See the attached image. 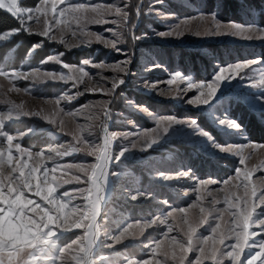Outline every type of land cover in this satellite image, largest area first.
I'll list each match as a JSON object with an SVG mask.
<instances>
[{"label":"snow or ice","instance_id":"1","mask_svg":"<svg viewBox=\"0 0 264 264\" xmlns=\"http://www.w3.org/2000/svg\"><path fill=\"white\" fill-rule=\"evenodd\" d=\"M157 2L162 3V0H152L147 8H143L144 0H136L135 3L132 0H121L120 4L37 0L35 6L27 7L22 0H0V10L16 18L19 23L18 27L0 35V41L21 32L56 41L54 30L59 28L62 33L59 43L69 50L71 47L97 43L124 56L123 60L114 63H92L88 59L82 61L83 65H91L100 69L101 73H114L111 77L99 74L100 80L108 81V84L98 87L79 88V85L84 84V77L92 79L83 67L65 63L63 67L69 69L68 75L61 73L57 77L53 72L43 73L46 79L58 78L65 83L71 80L72 87L77 89L74 96L62 94L49 101L56 106L52 113L45 114L43 110L28 111L23 104L6 101L10 107L0 112V138H3L0 139V264H105L107 257L99 254L98 248L115 249L116 245L123 244L125 240L139 241L140 246L148 250L149 258L129 257L124 264H264V211H257L258 208L264 210V176L257 178L258 183H253L252 180L254 173L264 171V168L240 167L244 166L248 159L244 154L245 149H264V144L253 143L246 136L242 137L243 143H218L210 133L199 127L195 119L154 115L149 108L133 101H127V104L146 115L155 126L142 130L129 121L136 131L117 132L109 128L112 120L111 105L116 98L123 96L121 86L131 74L129 66L133 52H125L119 45L125 43L134 48L137 41L147 38V33L137 34L136 31V23L142 11L144 15L155 12L161 18L167 19L155 9L154 4ZM30 21L41 25V30L33 33L28 23ZM192 21L199 22L195 29L191 27ZM89 24H111L115 27L104 29L105 32L111 33L109 38L89 31ZM60 25H63V28H60ZM167 27V31L154 34L162 39H180L185 32H189L195 36H233L243 40L264 41V29L254 25H239L233 21L221 22L215 12L200 13ZM65 32L70 33L79 43L69 45L63 38ZM42 46V42L33 44L29 52ZM62 55L63 53L59 54ZM59 56L46 57L41 63L51 60L60 64ZM257 66L262 71L258 79H253L251 87L264 92V59L218 65L210 81L197 82L177 71L169 73L170 78L163 81L167 85L176 84L175 89L156 91V84L159 82L149 81H145L140 88L148 94L156 92L157 95L172 100H183L182 93L186 95L194 90L196 94L184 102L193 107L208 106L217 97L223 82L232 81L237 77L243 80L255 73ZM162 67L153 63L145 68V71ZM0 77L9 80V92H20L21 89L14 81L23 79L36 83L40 79V69H0ZM181 83L186 84V87L180 88ZM23 91L28 92L29 89L25 88ZM85 93H101L108 99L84 104L67 112L60 107L61 101L71 102L76 96ZM258 99L264 102V98ZM92 108L96 111L85 113V109ZM61 113L72 117L74 123L77 115H82L86 123H75L74 129L66 130L63 118L57 120ZM22 116H39L71 139L55 148L49 147L38 152L22 148L20 137L5 130L6 120H18ZM94 122L99 123L97 125ZM219 124L227 129L242 132L241 126L234 120L222 119ZM97 126L102 130V136L99 140L90 139L96 135L93 129ZM174 128L191 129L194 135L206 138L218 153L239 157L234 175L218 181L211 177H196L190 168H182L176 173H154L155 178L163 183L180 179L192 181L191 191L195 194V200L184 207L174 206L164 200L163 203L169 210L143 222L133 223L125 220L115 234L108 233L105 230V222L110 216V209L105 212H102V209L112 201L125 198L143 201L154 198L147 192L129 191L123 186L117 188L116 182L123 177L121 172L113 170L114 165L121 164L125 157L135 152L152 150L168 138ZM24 134H31V130L21 133L20 136ZM121 137L127 143L121 142L119 151H116L113 147L114 141ZM14 140L17 141L15 144ZM75 153H83L85 157H92V160L60 162ZM47 161H51L50 167L47 166ZM66 184H74L76 187L61 192L60 189ZM211 185L219 186L212 189ZM168 186L174 187L171 184ZM214 193H223V196ZM183 194L187 196L189 191L185 189ZM32 197H39V200ZM208 197H211V200ZM218 205L223 207H217ZM192 209L199 211L193 213ZM205 225V231L199 232ZM159 226L166 229L160 233L162 238L150 242L139 239L145 230ZM74 229L81 231L75 233L72 241L61 246L59 238ZM101 236L104 239H101ZM227 241L231 242L226 243ZM190 253H195L191 259Z\"/></svg>","mask_w":264,"mask_h":264},{"label":"rangeland","instance_id":"2","mask_svg":"<svg viewBox=\"0 0 264 264\" xmlns=\"http://www.w3.org/2000/svg\"><path fill=\"white\" fill-rule=\"evenodd\" d=\"M262 1L264 5V0ZM70 2L120 4L121 0H70ZM132 2L135 3L136 0H132ZM151 2L152 0H144L143 8H147L148 4ZM203 5L204 3L201 2L200 5L193 6L189 4L188 0H162V3H155V9L163 13L167 19L161 18V16H158L155 12H149V14L144 15L142 11L136 23V31L137 34L147 33V38L137 41L134 48H131L125 43L119 45L125 52H133V55L131 57L132 63L129 66L131 74L127 77L125 84L121 86L123 89V96L116 98L111 105L112 120L109 125L111 131H136V128L133 127V124L129 123V121L134 122V124L139 126L142 130L150 129L155 126L154 122L146 115L139 111H135L127 104V101H133L136 104L146 106L154 115H175L182 119H195L199 127L210 133L218 143L239 144L244 142L242 137L246 136L248 140L253 143L264 144L251 140L243 127H241V132L227 129L219 124V120L222 119H230L238 122L237 118L232 116L234 103H239L255 115L264 114V102L258 99L264 98V92L259 91L258 88L251 87L253 79H258L262 71L258 66L255 73H252L243 80L237 77L232 81L223 82L218 90L217 97L208 106L193 107L184 102L186 99L196 94L194 90L187 92L186 95L182 93L183 100H172L168 97L159 96L156 92L148 94L140 88L145 81H149L159 82L156 84V91L160 89H175L177 87L176 84L167 85L163 83V81L170 78L169 73L177 71L197 82L210 81L218 65L223 66L237 61L262 59L259 53L262 52L260 51V47L264 48V41L243 40L233 36H195L191 35L189 32H185V35L180 39H162L154 34L155 32L167 31V25L177 23L179 20L194 17L200 13H208L203 10ZM60 7H64V5H60ZM178 7L180 10L177 9ZM247 12H250L252 17L250 16L247 18L245 16L244 22L235 23L245 26L254 25L260 29H264V25H261L259 20H257L258 18H253L255 16V11L253 10L251 12L250 10ZM256 15H258V13H256ZM216 17L221 22H229L223 21L217 14ZM41 19H43V17H41ZM28 23L33 33H37L41 30V25L36 24L34 21ZM198 23V21H192L191 27L195 29ZM143 24L145 25L142 26ZM112 27H115V25L89 24L88 30L110 38L111 33L105 32L104 29ZM60 28H63V25H60ZM54 31L57 37L56 41L47 40L45 37L36 34L29 35L27 32H21L10 36L5 41H0L1 46L14 38L15 41H17L19 35H22L27 38L32 37L36 39V43H43V46L37 48L35 51L31 53L27 51L23 59L19 57L15 59L16 49L22 45L18 43L14 50L9 51L6 56L0 60V69L4 70L16 69L29 71L36 68L40 69V79L36 83H33L31 80L23 79L14 81L16 86L21 89L20 92H9L8 89L11 87L9 80L0 77V112H4L10 107L6 101H11L15 104H23L25 110L28 111L39 112L43 110L45 114L52 113L56 110V106L49 101L55 100L62 94L74 96L77 89L72 87L73 82L71 80L65 83L58 78L56 80L46 79L43 77V73L53 72L57 77L61 73L68 75L69 69L63 67L65 63L70 66L83 67L92 79L89 80L88 77H84V84L79 85V88L83 89L85 86L98 87L101 84H108V81L100 80L99 74H102L104 77H111L114 73L110 71H103L101 73L100 69L92 67L91 65H83L82 61L88 59L91 60L92 63H114L124 59L122 54L110 48H105L102 44L97 43H93L90 46L81 45L79 47H71L69 50L68 47L59 43V39L62 35L59 28ZM63 38L69 45L79 43L78 40L73 39L71 34L67 32L63 33ZM228 46L233 49L232 52L228 53V51H226V53H224L225 51H223L220 54H216L217 51L222 50V47ZM236 49L240 51V56L236 60L226 59L228 57L238 56L239 52L235 55ZM60 53H63V55L59 56ZM182 53L188 56L187 60L190 55H199L201 60H199L198 64L202 68V73L200 75L194 74L189 66L184 68L183 65L179 63ZM54 55L59 56L61 60L60 64L51 60L41 63L46 57ZM33 56L34 61L32 59ZM37 56L41 57L40 60L38 59L39 62L35 60ZM153 63H158L163 67L145 71V68L151 66ZM179 87L185 88L186 84L181 83ZM25 88H28L29 91L24 92L23 89ZM117 91L119 92V89H117ZM104 99H108V97L101 93H85L82 96H76L71 102L61 101L60 107L64 108L65 112H67L79 108L84 104H90L91 102ZM90 110L96 111L95 108L85 109V113ZM61 117L64 120L66 130L74 129L75 123H86L82 115H77L75 123L72 117H68L63 113L57 117V120L59 121ZM94 123L98 125L99 122ZM5 130L14 136L20 137L19 142L21 147L27 148L32 152H38L41 149H47L49 147L55 148L71 139L70 136H64L56 127L49 125L39 116H22L18 120H6ZM27 130H31V134L20 136L21 133H25ZM93 131L96 135L90 137V139L99 140V137L102 136V130L97 126ZM16 142L17 141L14 140V144ZM121 142L127 143V141H123L122 137L114 141L113 147L116 151H119ZM244 154L248 159H246L245 165L240 167L264 168V149H245ZM85 159L91 161L92 157H85L83 153H75L72 156L63 158L60 162H78ZM238 159L239 157L218 153L212 148L206 138L194 135L191 129L174 128L170 131L169 137L152 150L144 153L135 152L125 157L121 164L114 165L113 170L121 172L123 177L116 182L117 188L123 186L129 191L147 192L154 198L143 201H131L126 198L112 201L110 205L102 209V212L110 209V216L108 221L105 222V230L110 234H115L125 220L134 223L136 221L143 222L144 220L154 218L155 215L169 210L168 206L163 203L164 200H167L170 204L177 207L188 206L190 202L195 200V194L191 191L192 181L180 179L163 183L155 178L154 173H176L182 168L185 170L190 168L196 177L201 179L211 177L218 181H222L234 175V170L238 166ZM15 162L14 160V163ZM46 163L47 166H51V161H47ZM59 174L58 170L57 175ZM262 176H264V171L255 172L252 177L253 183H258L257 178ZM133 182H135V187H133ZM233 183H238V181H233ZM168 184L174 185V187L169 188ZM218 186L219 185H211L210 188L215 189ZM74 187H76V185L66 184L60 191L63 192L65 189H72ZM185 189L189 191V195L187 196L183 194ZM214 195L222 197L223 193H214ZM32 198L39 200V197ZM208 199L211 200V197H208ZM217 207H223V205H218ZM191 211L193 213H198L199 210L192 209ZM257 211L264 210L258 208ZM206 228L207 225L200 228L199 232H204ZM164 230H166L164 226L149 228L144 231L139 239L146 242L160 239L162 238L160 233ZM252 230L254 231L255 229ZM80 231L79 229H74L73 232L60 237L59 244L62 246L72 241L75 238V233ZM101 239H104V237L101 236ZM230 242L231 241H227L226 243ZM97 251L99 254H103L107 257L105 264H124V261L129 257L136 259L149 258L147 255L148 250L143 249L139 241L129 242L125 240L123 244L116 245L115 249L100 247ZM194 256L195 253L189 254L190 259Z\"/></svg>","mask_w":264,"mask_h":264},{"label":"trees","instance_id":"3","mask_svg":"<svg viewBox=\"0 0 264 264\" xmlns=\"http://www.w3.org/2000/svg\"><path fill=\"white\" fill-rule=\"evenodd\" d=\"M190 5L198 6L201 4V2L204 3L203 10L211 13L215 12L219 18H221L223 21H233V22H244V17L246 16L249 18L252 17L251 12L255 11V16L253 18H258L261 25H264V5L262 0H188ZM22 3L27 7H33L36 5L37 0H22ZM180 10V8H177ZM190 12V11H188ZM258 13V15H256ZM143 24L142 26H144ZM18 23L15 20V18L11 17L10 14L0 10V35L7 32L10 29L18 27ZM19 38V39H18ZM17 41L14 39H11L7 42H5L3 45L0 46V60L6 56V54L14 50L16 45L18 43L22 44L16 49L15 53V59L20 58L23 59L24 55L27 51L32 47L33 44L36 43V39L32 37H25L22 35H19ZM231 47H222V50L217 51L216 54H220L223 51L226 53V51L232 52ZM235 51V50H234ZM259 56L260 58L264 59V48L260 47ZM238 56L234 57H228L226 59L230 60H236L240 56V51L236 49V53H238ZM234 53V52H233ZM244 56V55H241ZM198 57V58H197ZM41 57L37 56L35 57V60L39 62ZM188 56L185 55V53H182L181 59L179 60V63L183 65L185 68L186 66L190 67V70L194 74L200 75L202 73V68L200 67L199 60L200 57L198 54L190 55L189 59L187 60ZM34 61V56H33ZM39 59V60H38ZM224 60V59H223ZM17 62V61H16ZM204 63V62H203ZM234 109L232 110V116L237 118L238 123L241 127H243L248 137L251 138V140L256 141L258 143H264V114L255 115L251 113L248 109H246L244 106L240 105L239 103L233 104Z\"/></svg>","mask_w":264,"mask_h":264}]
</instances>
